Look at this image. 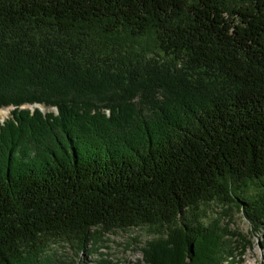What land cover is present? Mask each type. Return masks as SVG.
Segmentation results:
<instances>
[{
    "label": "trees",
    "instance_id": "trees-1",
    "mask_svg": "<svg viewBox=\"0 0 264 264\" xmlns=\"http://www.w3.org/2000/svg\"><path fill=\"white\" fill-rule=\"evenodd\" d=\"M1 86L0 264L136 226L150 264H220L202 207L264 216V0H0Z\"/></svg>",
    "mask_w": 264,
    "mask_h": 264
},
{
    "label": "rangeland",
    "instance_id": "rangeland-1",
    "mask_svg": "<svg viewBox=\"0 0 264 264\" xmlns=\"http://www.w3.org/2000/svg\"><path fill=\"white\" fill-rule=\"evenodd\" d=\"M153 58L159 62L166 61L161 55ZM4 88L0 87L1 95L17 94L14 89ZM23 88V95H32L43 90L31 84L23 85ZM35 106H39L42 111L50 110L42 105L24 107L34 109ZM12 108H1L5 115L0 111V121L9 117ZM239 185L242 191L249 193L247 198L252 199L255 205L260 207L264 203L263 188L245 183ZM237 194L238 196L232 197L233 202L226 207L220 204L204 205L199 215L201 224L219 229L218 234L224 235L221 239V249L227 256L224 255L226 260H221L220 264H264V216L256 210L248 216L241 204L245 199ZM164 231L163 228L136 226L104 234L96 233L86 243L58 242L50 245L28 264H150V246L157 240L166 239L163 236Z\"/></svg>",
    "mask_w": 264,
    "mask_h": 264
},
{
    "label": "bare ground",
    "instance_id": "bare-ground-1",
    "mask_svg": "<svg viewBox=\"0 0 264 264\" xmlns=\"http://www.w3.org/2000/svg\"><path fill=\"white\" fill-rule=\"evenodd\" d=\"M0 111L5 115V111H3L1 108ZM254 262H256L255 258H254Z\"/></svg>",
    "mask_w": 264,
    "mask_h": 264
},
{
    "label": "water",
    "instance_id": "water-1",
    "mask_svg": "<svg viewBox=\"0 0 264 264\" xmlns=\"http://www.w3.org/2000/svg\"><path fill=\"white\" fill-rule=\"evenodd\" d=\"M41 110V108H39Z\"/></svg>",
    "mask_w": 264,
    "mask_h": 264
}]
</instances>
